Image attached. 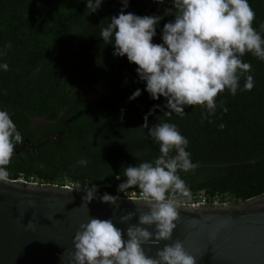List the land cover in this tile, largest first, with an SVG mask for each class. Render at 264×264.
<instances>
[{
    "label": "trees",
    "instance_id": "trees-1",
    "mask_svg": "<svg viewBox=\"0 0 264 264\" xmlns=\"http://www.w3.org/2000/svg\"><path fill=\"white\" fill-rule=\"evenodd\" d=\"M248 2L256 13L253 27L264 38V0ZM122 9L161 16L153 43H163V26L175 19L172 0H128L126 8L123 0H102L95 12L87 0H0V65L9 66L0 67V110L30 143L17 146L9 179L79 183L81 190L95 184L101 196L139 197L138 188L117 189L126 167L160 155L159 143L142 127L147 115L148 128L173 123L188 140L186 151L198 167L178 174L191 192L227 195L233 203L264 194V61L251 53L241 57L252 66L245 75L254 77V87L244 90L242 76L236 95L227 89L218 94L208 119L202 106H185L183 117L165 116L166 98L152 99L137 66L114 55V42L105 44L100 36ZM95 85L106 90L92 101ZM137 89L141 94L130 100ZM38 117L46 123L34 133L29 124ZM82 158L86 166L78 163Z\"/></svg>",
    "mask_w": 264,
    "mask_h": 264
},
{
    "label": "clouds",
    "instance_id": "clouds-1",
    "mask_svg": "<svg viewBox=\"0 0 264 264\" xmlns=\"http://www.w3.org/2000/svg\"><path fill=\"white\" fill-rule=\"evenodd\" d=\"M156 2L163 3L164 0ZM101 3L102 0H87V8L95 12ZM123 4L126 8L128 0H123ZM172 4L175 19L164 24L163 43L152 42L161 16L125 14L123 9L111 17L100 36L105 44L114 42V55L126 56L137 66V74L146 83L145 90L152 99L166 98L165 107L170 111H166L165 116L174 112L183 117L185 106H202L206 109L202 118L208 119L215 114L218 94L227 89L236 95L242 76L245 78L244 90H252L254 77L245 75L252 71V66L241 57L251 53L264 61V38L253 27L256 13L248 0H172ZM173 9L167 12L172 13ZM261 28L264 29V24ZM0 67L7 71L9 66L4 63ZM140 94L137 89L129 99ZM222 110L228 111L227 108ZM147 119L146 115L142 127L147 128L148 135L159 143L160 155L153 162L126 167V180L118 185L117 191L139 189L135 203L148 209L139 215V225H155L154 232L130 225L125 239L124 231L116 227L112 219L93 217L81 224L76 232L74 251L63 253L61 259L67 256L69 264H196V258L185 251L179 240L166 244L155 257L146 255L142 247L149 242L171 238L180 220L178 209L184 199H191V190L178 173L194 171L198 167L186 151L188 140L175 124L162 122L148 128ZM219 127L223 129L224 125ZM23 143L10 114L0 110V182L10 183L7 166L17 146ZM173 151L175 155L171 154ZM78 163L86 166L88 161L82 158ZM97 188L95 184L84 187V206L97 198ZM73 190H81L79 183L69 189L70 192ZM99 199L119 207V195L105 193ZM134 215L129 212L121 216L120 223L128 222Z\"/></svg>",
    "mask_w": 264,
    "mask_h": 264
},
{
    "label": "water",
    "instance_id": "water-1",
    "mask_svg": "<svg viewBox=\"0 0 264 264\" xmlns=\"http://www.w3.org/2000/svg\"><path fill=\"white\" fill-rule=\"evenodd\" d=\"M65 185L0 182V264H69L63 253L74 251L73 239L80 225L91 218L112 219L125 233L139 225V215L148 209L135 203L138 196H119V207L100 201L96 193L87 206L85 190ZM180 220L167 241L142 247L155 257L166 244L179 240L196 264H264V194L244 202L181 206ZM135 213L126 223L120 217ZM31 221V223H29Z\"/></svg>",
    "mask_w": 264,
    "mask_h": 264
},
{
    "label": "built area",
    "instance_id": "built-area-1",
    "mask_svg": "<svg viewBox=\"0 0 264 264\" xmlns=\"http://www.w3.org/2000/svg\"><path fill=\"white\" fill-rule=\"evenodd\" d=\"M18 181L37 183L36 181L33 180L25 181L22 178L18 179ZM65 187H72V184L69 183L65 185ZM127 197H134V196H127ZM223 202H229L227 195H220V194L210 195L206 193L204 190H198L195 192H191V199L190 200L184 199L181 206L194 208L201 204H219Z\"/></svg>",
    "mask_w": 264,
    "mask_h": 264
},
{
    "label": "flooded vegetation",
    "instance_id": "flooded-vegetation-1",
    "mask_svg": "<svg viewBox=\"0 0 264 264\" xmlns=\"http://www.w3.org/2000/svg\"><path fill=\"white\" fill-rule=\"evenodd\" d=\"M46 123V120L43 118H34L31 120L30 124H29V129L34 132V133H40L41 129H42V125ZM24 143L22 144V147H24L25 145L30 146L29 141L24 138Z\"/></svg>",
    "mask_w": 264,
    "mask_h": 264
},
{
    "label": "rangeland",
    "instance_id": "rangeland-1",
    "mask_svg": "<svg viewBox=\"0 0 264 264\" xmlns=\"http://www.w3.org/2000/svg\"><path fill=\"white\" fill-rule=\"evenodd\" d=\"M106 88L104 86L95 85L91 89L92 101L96 100L102 94L105 93Z\"/></svg>",
    "mask_w": 264,
    "mask_h": 264
}]
</instances>
